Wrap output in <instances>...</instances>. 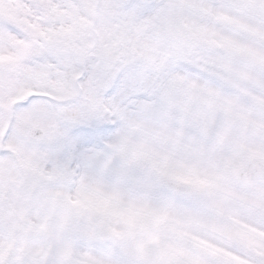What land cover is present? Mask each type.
Listing matches in <instances>:
<instances>
[{
	"label": "snow or ice",
	"instance_id": "snow-or-ice-1",
	"mask_svg": "<svg viewBox=\"0 0 264 264\" xmlns=\"http://www.w3.org/2000/svg\"><path fill=\"white\" fill-rule=\"evenodd\" d=\"M0 264H264V0H0Z\"/></svg>",
	"mask_w": 264,
	"mask_h": 264
}]
</instances>
